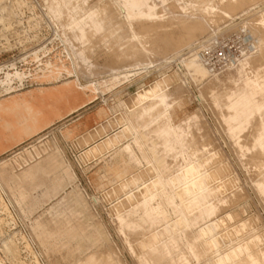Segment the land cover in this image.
Here are the masks:
<instances>
[{
	"label": "bare ground",
	"instance_id": "obj_1",
	"mask_svg": "<svg viewBox=\"0 0 264 264\" xmlns=\"http://www.w3.org/2000/svg\"><path fill=\"white\" fill-rule=\"evenodd\" d=\"M19 1L13 0L12 3L21 8L23 1H21L22 5ZM47 1L49 3L46 6H48L50 13L47 12L61 25L59 26L63 29V35L66 36L64 38L68 37L69 40L74 41L72 43L76 42L77 44L76 48H72L74 61L92 67L90 56L87 54L88 51H93L95 46H107L109 49L110 46L107 44L110 41L114 40L115 43L117 42L116 44H121V41L128 35L134 41L136 39L138 41H135L136 44L139 43L140 46L143 45L142 47L149 44L147 50L157 51L164 55L168 51L178 53L180 46L187 45L196 33L202 32L207 24L209 26L210 23H213L215 13H221L223 17H229V19L237 14L244 15L255 9L259 0H219L217 2H214L215 0H201L198 8L193 0L191 2L189 0H187L188 2L176 0L179 10L174 7L176 11L173 12H178L174 17L169 15L170 12L163 14L167 5L163 4L162 12L157 10L167 19H164L163 15H158L156 11L157 0ZM159 1L165 2V0ZM169 2L171 3L170 0ZM44 4L46 3L44 2ZM112 4L116 6L115 9L117 10L114 9L115 11L124 15L125 22L120 21L122 24L124 22V25L121 23V25H114L115 17L113 15L115 12H113V7L111 8ZM174 4L175 2L172 5L174 6ZM34 5L36 4L34 3ZM27 8L31 7L27 6ZM196 10L198 13L195 12ZM3 11V8L0 9V25L5 26L8 22L2 14ZM119 16L121 17V14ZM168 16L171 18L168 19ZM31 19L33 18L31 17ZM257 20L255 24L248 25L246 32V35H250L252 38L254 51H245L246 47H243L242 55L236 58L237 64L231 60L223 69L212 70L204 63L199 52L195 51L184 59V66L196 80L213 83V86L210 87L213 93L211 102L214 107H224L225 110L220 108L221 114L218 116L221 118L222 122H220L223 123V126L225 125L226 130L224 131H227L229 139L232 138L236 147L239 148L237 149L240 151L239 154L242 152L241 158L246 155L248 162L254 164L255 180L252 181L256 182L255 187L261 196L264 195V11H261ZM123 26L126 28L125 31L122 29ZM94 38L98 39L96 43H93ZM205 45L207 42L200 44V47ZM119 48L117 51L120 50ZM115 56L119 57V53H115ZM231 68H235L240 77L234 85L232 84L233 87L230 85L231 88L225 92L223 97L215 90L218 87L219 76L230 71ZM63 73L70 76L73 71L68 69L62 61L57 63L49 59L42 63L34 74L28 73L26 75L17 68H14L13 71H6L4 78L0 79V88L2 87V91L13 89L10 83L14 79H17L20 84L25 78L35 82L57 81ZM68 82L65 81L63 84ZM73 82L76 84L75 79ZM165 85L162 86L167 91ZM85 87H89V85ZM41 88L42 86H38L36 90L41 92ZM78 88L80 89V87ZM147 90L145 92L140 91L141 94L138 91L136 107L133 106L134 108L126 112L124 117H119V120L122 119L120 121H123L125 125L120 132L107 136L83 153V156H87L95 153L101 154L103 150L110 152L104 166L105 175L107 173L112 174L110 181L113 182L112 191L114 192L119 188L122 192L125 190L124 193L126 194V189L131 185L134 184L136 187L137 182L141 185L142 182L139 179L146 178L142 174L150 176H148L150 181L148 182V178H146L147 184L141 190H135L137 193L127 192L128 195L124 196L126 198L119 200L120 202L115 205L114 209L119 231L124 236L130 251L136 252L138 264H185L190 260H194L198 264H264V240L260 235L261 233H255L259 230L258 225H255L258 230L252 232L254 227L251 224L252 228H249L250 231L248 230L247 218L245 220L237 218L231 225L227 220L234 217L233 212L218 217L217 214L223 204L229 201L228 198L221 197L220 193L226 186V180L224 181L221 176L223 169L220 167L221 164L219 166L210 165L214 161H211L212 153L209 154L210 150L208 151L206 144L199 145L195 132L190 129L188 123L185 127L176 123L174 116L176 107H173L172 104L174 98L178 96L170 91L158 93L160 89L157 90L156 87ZM32 98L27 99L21 94L20 96L10 95L3 99L0 94V113L3 111L6 114L10 113L6 120L15 129L22 130L24 127H32L33 119H39L41 111L35 106ZM10 109L13 111L10 112ZM193 117L196 118L194 115ZM126 136H130V142L122 143V139H125ZM84 142L86 143V140ZM50 143L52 142L50 141ZM56 146L51 148L60 152ZM43 150L44 153L47 152L45 149ZM53 150H51L52 153ZM27 153L30 152L23 151L21 155L14 158V162L19 163V165L27 164L26 170H19L22 171L20 174L24 175V180L12 182L11 177L1 175L0 169V190L8 191L20 209H22V201L29 195L28 189L22 183H33L34 171L32 164L28 162ZM44 153L41 152L42 155ZM47 154L48 152L45 155ZM61 155L60 152V156L58 155L57 158L62 160ZM185 158L187 161L184 160ZM36 159V168L41 170L50 166L48 168L51 170L49 171L47 168L48 172L51 173L46 175L43 170V172L41 171L42 174L50 178L51 191L49 192L44 185L38 188L43 187L45 195L60 196L33 219L31 230L39 245L44 248L45 252L65 249L67 253H78L80 257L76 256L77 261L75 258L76 262L70 264H121L113 249L99 250L94 248L105 239V231L98 227L99 225L94 224L95 222L89 223L88 219L85 218L86 200L82 198L80 192L72 193L75 195L70 201L72 204L75 198L74 204L69 205L70 208L72 206L70 211L72 214L70 212L67 214L71 215V218L68 216L63 218L60 213L59 203L65 197L64 192H66L64 185L69 181L66 182L62 178L56 177V172L62 171L65 174L64 171L70 167L68 162L63 164V162L53 158V162H51L49 157L42 158V156L39 160L38 157ZM134 172L136 174H133ZM215 180L217 183H213L215 184L213 185L211 182ZM116 186L118 187L115 188ZM74 188L77 189V186ZM127 191L129 190L127 189ZM218 195L219 198H217ZM230 201L235 202L236 200ZM43 213H47L48 216ZM75 213L82 215L81 219L84 218L86 223L84 226L79 224L78 219H75L78 218L74 217L73 214ZM72 217L77 221L75 224H73ZM259 228H263V226ZM254 230L256 229L254 228ZM131 238H134V244H132ZM83 240L90 243L85 249L86 251L80 246V242ZM11 243V240L3 242V246L9 249ZM56 255H58L56 258L59 257V254ZM50 263L52 264L51 261Z\"/></svg>",
	"mask_w": 264,
	"mask_h": 264
},
{
	"label": "rangeland",
	"instance_id": "obj_2",
	"mask_svg": "<svg viewBox=\"0 0 264 264\" xmlns=\"http://www.w3.org/2000/svg\"><path fill=\"white\" fill-rule=\"evenodd\" d=\"M21 1H23V3ZM104 1L106 2L108 0ZM158 1L159 0L156 1V11L159 9V11L161 10L162 12V6H168H165L166 9L164 8L165 12H163V14L166 12L172 14L175 9H178L176 0L170 1L172 4L175 2L177 7L175 4L173 6L169 0H165V2ZM180 1L188 2L187 0ZM217 1L219 0H215L214 2ZM259 1L264 2V0ZM259 1L258 4L255 5V9L250 10L244 15L237 14L230 19L229 17H223L221 13H215L213 16V23H210L209 26L207 24V27L202 30V32L196 33L187 45L184 44L180 46L178 53H176V51H168L165 53L166 55H164L157 51L147 50L149 44H145L144 48L142 47L143 45L140 46L139 43L136 44L135 41L137 40L135 39L134 41V39L128 35L121 41V44H116L117 42L115 43L114 40L110 41V43L107 44L110 46V51L107 46H95L93 51L87 52L93 66L88 67L80 63V67L79 62L74 61L72 54V48H76L77 44L76 42L72 43L74 41L71 39L69 40L68 37L66 39L64 38L66 36L63 35V29L60 27L61 25L49 14L48 6H46L49 3L48 1L20 0V4L22 3L24 5L25 2L26 6L21 4L22 7L20 5L21 8H18L12 3L13 0H0V9H4L2 14L7 18L8 22L5 26L0 25V79L4 78V73L6 71H13L14 68L24 72L26 75H28V73L34 74L38 67L49 59L57 63L62 61L68 69L73 71V74L70 76H66L63 73L57 81L35 82L29 78H25L22 80V84H20L17 79H14L10 83L13 87V89H10L11 91H2V87L0 88L2 97L24 92L31 88H34L32 89L33 92H37L38 90H36L35 87L42 86V98H32L35 106L41 111L40 116H42L46 103L43 100L45 94L51 93L50 95L56 100L63 98L59 91H53V89H57V87L53 88L52 85L61 83L58 88L66 89L65 91L68 93V96H70V93L77 96V98L71 99L70 103L60 101L59 112L52 109L47 110L50 121L43 124L33 133L23 135L16 142L11 141V139L0 142V169L2 176L11 177L12 182L24 180V175L20 174V172L22 173V171H24L27 164L22 163L19 165V163L14 162V158L21 155L23 151H29L32 154L27 153V156L29 159L28 162L32 164V169L34 171L33 183H22L29 192V195L22 201V209H20L8 191L3 192L0 190V264H49L50 261L52 264H70L76 262L80 257L78 253H67L65 249L45 252L44 248L36 241L31 230L34 217L42 213L44 209L60 197H54L50 194L45 195L44 188H38L44 185L50 192L52 186L50 178L45 176L51 173L47 170L50 166L45 165L46 167L41 170L36 168V158L38 157L39 160L41 156L42 158L49 157L51 162H53V159H57L59 162H63V164L68 162L70 165L69 169H66L67 172H65L66 170L64 171L65 174H63L62 171L56 172V177H60L66 182L67 180L69 181L65 183L64 189L66 192H70H64L65 197L59 203L60 213L63 218L71 216L67 214L71 211L72 206L70 208L69 205L74 204L75 198L72 204L70 201L72 200V196L75 197L73 194L80 192L79 194L86 200L85 209H87L85 210V218L88 219L89 223L95 222L94 224L97 226L99 225L98 227L105 231V239L102 240L103 243H98L94 248L99 250H106L108 248L113 249L121 264H138L136 252L134 251L133 253L130 251L124 236L119 231L114 209L115 205L121 200H124L126 198H124V196H127L128 193H135V190H141V188L147 184L146 178H148V182L150 181V176L142 174V176L146 177H141L143 180L139 179L142 182H140L141 185H143L141 186L139 182H137L136 187H134V184L131 185L133 188L131 186L128 187L127 189L129 191L126 189V194L124 193L125 190H123V192L120 191L121 189L117 188L118 186L115 187L117 191L114 192L112 191L113 182L110 181L112 174L107 173L105 177H102L104 165L109 158L110 152L103 150L104 153L102 151L101 154L95 153L87 156H83V153L86 149L99 143L107 136L118 133L124 128V122L120 121L122 119L119 120V117H124L126 112L136 107L138 104V91L141 94V92H145L148 87H156L157 90L160 89L158 93H168V91H170L178 96L174 98L175 100L173 99L174 103L172 102L173 107H176L174 112L176 123H180L179 125L182 127H185L188 123L190 129L195 132L194 134L197 137L199 145L206 144V148H208V151L210 150L209 154L212 153L213 155L211 161H214L211 162V166H219V164H221L220 167L223 169V174L221 176L224 181L226 180V186L220 193L221 197L223 196L224 199L228 198L229 201L223 204L221 210L217 214L218 217L233 212L234 214H232L234 217L227 220L231 225L237 218H242L244 220L247 218L248 230L250 231L252 226L256 229L254 230V228H252V232L259 229V232L257 231L255 233H261L260 235H262L264 240V195L260 196L255 187L256 182L252 181L255 180V166L252 162H248L246 155L242 156V158L244 157L243 159L241 158V155H243L242 152L239 154L240 151L237 150L239 148L236 147L232 138H230L232 141L229 139L227 131H224L226 127L222 125L221 118L218 116L221 114L220 108H223V110L225 109L224 107H214V104L211 102L213 93L210 87L213 86V83H207L205 80H196L184 66V59L195 51L199 52L201 48L200 44H203L201 42L212 35H215L218 40L240 37L243 47H246L245 51H254L251 42L252 38L250 35L247 36L246 32L248 25L255 24L258 21V15L261 14V11H264V3ZM44 2L46 4H44ZM167 2L170 4H167ZM189 2H191V0H189ZM193 2L197 5V8L201 4V0H193ZM34 3L36 5H34ZM27 6L31 8H27ZM111 8L113 12H115L113 17H115L114 20L116 23L114 22V25H118L122 21L125 22L124 15L119 11H115L117 9H115L116 6L114 4H112ZM159 11H157L158 15H163L161 13L159 14ZM195 12L198 13L197 10ZM118 13L119 15L121 14V17ZM177 13L178 12H173L174 15L168 14L174 17ZM164 16L165 15H163V17ZM170 16H168V19L171 18ZM31 17L33 19H31ZM165 17L164 19H167ZM124 22L121 24L124 25ZM122 29L125 31V26H123ZM67 40H69V42H67ZM97 40L98 39L94 38L93 43H96ZM118 47H120V50L117 51ZM241 52L243 53L242 49H238L234 52L236 60L232 59L234 64H237L236 58L242 55ZM115 53H119V57L115 56ZM235 74L239 75L235 68H231L230 71L221 74L219 76V83L217 84L218 87L215 91L224 97L225 92L228 91L232 84L234 85L235 81L240 77V75L237 76ZM74 79L80 89L76 86L75 82H73ZM65 81L69 82L63 84ZM159 82H162V85L167 83L165 85L167 91L164 90ZM86 85H89V87H85ZM134 98H136V100H134ZM77 104L80 106L78 109H70L73 105ZM193 115L196 116V118L193 117ZM192 118L195 119L193 120ZM185 121L187 122L185 123ZM84 123L87 124L86 127L83 126ZM75 124L77 125L76 131H74L70 137L65 138L62 135L64 129ZM125 139H122V143L130 142L131 140L130 136H126ZM84 140H86V143ZM50 141L55 146L58 145L56 147H58L62 154V160L57 158L58 155L60 156V152L51 148L54 145L50 143ZM43 149H45V152H48L47 155H45L47 152L44 153ZM51 150H53V153ZM39 152L40 154L43 152L44 156L42 154L40 156ZM56 152L57 154H55ZM184 160L187 161V158ZM43 163L44 162H42V165H44ZM48 169L51 171L50 168ZM42 170L45 172V175L42 174ZM132 170L134 171V168ZM133 174H136V172ZM216 181L217 180L211 183L216 184ZM75 186H77V189L74 188ZM129 188L132 189V191H130ZM59 193L61 194V192ZM219 197L218 195L217 198ZM223 198L220 199L222 200ZM221 200H219V202H221ZM230 200L236 201L232 202ZM61 208H63L62 210L64 211H62ZM235 211L237 212L236 215ZM43 214L48 216L47 213ZM70 214H72V212H70ZM73 215H75L74 217H78L75 219H78L80 225L83 224L82 226H84V224H86L83 220L84 218L81 219L82 215L80 216L79 213ZM74 217H72L73 224L77 222L73 219ZM255 225H258V229ZM262 226L263 228H259ZM10 240L12 241L10 248L6 249L3 246V242H9ZM131 240L132 244H134V238H131ZM89 245L90 243L85 240L80 242V246L83 250ZM56 254H59V257L56 258V256H58ZM76 256L78 258H76ZM185 264L198 263H195L194 260H190Z\"/></svg>",
	"mask_w": 264,
	"mask_h": 264
},
{
	"label": "crops",
	"instance_id": "obj_3",
	"mask_svg": "<svg viewBox=\"0 0 264 264\" xmlns=\"http://www.w3.org/2000/svg\"><path fill=\"white\" fill-rule=\"evenodd\" d=\"M60 84H55V85H52L53 88H56L57 89H53L54 92H57L59 91L60 92V95H62V99H54L52 97V95H50L51 93L49 94H45V96L43 97V100L45 103V106H44V113L42 116L38 118H34L33 119V126L32 127H24L22 130L20 129H15V127L8 121L6 120V118H8V115L10 114H6L4 113V111L2 113H0V142L3 141V140H10L13 141V142H16L19 138H21L23 135H29L31 133H33L34 131H36L38 128H40L43 124L47 123L50 121V119L48 118V113H47V110L49 109H52L54 111H58L59 112V104H60V101H64L66 103H70L71 99H75L77 98V96H75L74 94L70 93L68 96V93L65 91L66 89H61V88H58L60 87ZM37 88V87H35ZM32 89L34 88H31L27 91H24V92H20V93H16L14 94L15 96H20L21 94L24 95V97H26L27 99L31 98V96H33V98H42V92H32ZM49 89H52V88H49ZM51 91V90H50ZM13 95V94H12ZM10 96V95H9ZM7 96V97H9ZM6 98V97H3V99ZM80 106L77 105H73L70 109H78ZM12 112L13 109H10ZM8 111V110H7ZM1 112V111H0ZM9 112V111H8ZM12 119V118H10ZM13 120V119H12ZM84 127L87 126L86 123L83 124ZM76 128H77V125H72L71 127H66L64 129V131L62 132V135L65 137V138H68L70 137L74 131H76ZM102 177H105V166H104V171L102 173Z\"/></svg>",
	"mask_w": 264,
	"mask_h": 264
},
{
	"label": "built area",
	"instance_id": "obj_4",
	"mask_svg": "<svg viewBox=\"0 0 264 264\" xmlns=\"http://www.w3.org/2000/svg\"><path fill=\"white\" fill-rule=\"evenodd\" d=\"M206 42L207 45L200 48L199 54L212 70L223 69L232 59H235L234 52L243 47L240 37L218 40L215 35H212L201 43Z\"/></svg>",
	"mask_w": 264,
	"mask_h": 264
}]
</instances>
